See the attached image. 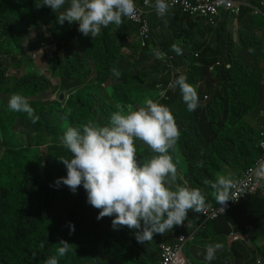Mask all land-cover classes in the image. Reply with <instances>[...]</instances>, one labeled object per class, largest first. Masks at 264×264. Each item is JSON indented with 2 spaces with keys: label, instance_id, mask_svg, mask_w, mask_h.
I'll list each match as a JSON object with an SVG mask.
<instances>
[{
  "label": "trees",
  "instance_id": "16d2710c",
  "mask_svg": "<svg viewBox=\"0 0 264 264\" xmlns=\"http://www.w3.org/2000/svg\"><path fill=\"white\" fill-rule=\"evenodd\" d=\"M39 3L41 0H0V264H44L54 255L58 264H117L116 261L118 264H147L149 259L158 260L160 242H173L182 233L189 235L202 223V215L190 211L188 218L195 221V227L187 219L183 226H176L163 235L156 234L145 243L138 242L135 230L126 226L113 229V217L97 220L98 210L86 203L87 195L82 186L73 194L62 183L55 185L58 178L67 174L64 165L57 160L60 156L70 157L61 142L65 130L68 127L82 129L88 122L107 126L111 113L117 110L116 104L125 106L126 111L129 105L137 110L145 107L148 99H155L154 102L170 109L181 132L175 151H169L178 177V184L171 187L172 190L178 187L199 189L205 195L206 206L215 207L218 205L216 194L207 182L215 181L226 167L231 169L234 178L261 155L260 131L247 124L248 118L263 124L264 86L259 81L260 70L240 60L231 42L228 47L223 42L221 49L212 46L209 42L214 28L203 20L201 29L199 24L191 25L185 32L192 35L195 28L198 37L205 40L191 37L192 43L188 41L187 46L181 47L175 40L164 39L166 31L154 32L157 28L152 24L151 13L148 50L152 46L160 53L174 56L177 69L167 77L148 79L154 73L159 75L168 70L161 61L148 64L151 55L146 49L141 58L152 67V73L145 69L138 71L135 64L130 66L131 72L118 67L119 55L130 45L125 35H133V28L123 24L121 30H116L110 25L93 39L91 35L77 32L75 22L59 24L56 13L50 8H36ZM177 28L180 30L181 26ZM32 31L39 33L40 47L52 44L46 34L55 41L49 57L50 73L59 76L63 86L65 82L78 81L67 89L63 102L59 96L53 102H44L42 97H47L52 86L48 75H41L32 64H23L25 55L34 48L26 47L23 37ZM154 37H161L163 41ZM196 54L199 56L195 57ZM7 58H12L9 66L2 61ZM216 61L222 65L210 72L208 67ZM21 66L20 76L12 69ZM113 67L121 76L116 78L117 83L109 84L108 77L115 78L111 72ZM184 69L186 71H182ZM11 70L15 74L10 73ZM182 72L187 75V82L196 87L202 105L193 112L188 111L179 88L169 86ZM164 90L165 96L160 97ZM13 93H22L28 98L39 116L35 124L26 114L9 108V97ZM205 95L209 100L204 101ZM224 99H228V103ZM59 115L65 118L64 122H60ZM234 126H243L250 136H244ZM23 130L36 133L34 138H29L27 146ZM135 146L140 163L157 155L139 140L135 141ZM181 165L186 166L183 177L178 174ZM68 222L75 225L71 235ZM230 223L235 231L248 237L254 247L258 241L264 242V198L250 195L226 215L207 222L185 248L190 262H207L196 250L199 238L208 244L218 243L222 238L224 243L231 233ZM61 240L71 244L70 251L62 257L57 253ZM41 243L44 247H40ZM228 250L223 254L222 250L216 252V263L254 264L256 261L257 254L247 242H234Z\"/></svg>",
  "mask_w": 264,
  "mask_h": 264
},
{
  "label": "clouds",
  "instance_id": "9594fccd",
  "mask_svg": "<svg viewBox=\"0 0 264 264\" xmlns=\"http://www.w3.org/2000/svg\"><path fill=\"white\" fill-rule=\"evenodd\" d=\"M35 6L38 9L45 6L50 8L56 13L57 22L61 25L65 21L70 25L78 23L77 30L84 36L91 35L93 39L101 33L102 28L110 25L120 28L125 18L131 20L136 15L135 0H41ZM154 7L159 15H163L169 5L166 0H155ZM62 8L64 10L60 11ZM125 49L127 47L123 51ZM136 49L132 47L130 50L134 55L133 64L138 65V71L145 69L152 72V67L141 58L148 48ZM148 53L151 55L148 64L155 61L163 63L164 60L158 56L165 53H160L158 49L151 51V48ZM111 72L117 78L121 76L115 67ZM163 76L167 77L166 72L157 78ZM169 86L179 88L189 112L202 106L196 87L187 82L186 76H178ZM60 95L58 91L59 98ZM8 106L14 112L26 114L33 124L39 120L28 98L22 93H13ZM115 107L117 110L111 113L107 126L88 122L82 129L68 127L65 130L61 142L70 157L60 156L57 160L64 165L67 174L58 178L55 185L58 187L62 183L73 194L82 186L87 195L86 203L98 210L97 220L113 217V229L126 226L135 230L138 242L145 243L156 234L163 235L182 225L190 211L203 214L206 199L199 189L178 187L172 190L170 187L169 178L176 177L177 166L169 151H175L181 137L170 109L151 99L146 101L145 107L137 110H132L129 105L126 111L125 106L119 103ZM136 140L143 142L157 155L140 163L136 155ZM257 176L264 178V169L259 170ZM207 183L216 194L217 204L225 206L230 199L233 200L231 189L234 181L231 177L220 175L215 181ZM68 226L71 235L75 225L68 222ZM59 244L58 256H65L71 244L66 240H61ZM249 246L255 251L251 243ZM40 247H44L43 243ZM222 248L221 243L206 245L205 260H214L216 252ZM186 259L187 264H191ZM44 264H58L57 256L48 257Z\"/></svg>",
  "mask_w": 264,
  "mask_h": 264
},
{
  "label": "built area",
  "instance_id": "2783aa9c",
  "mask_svg": "<svg viewBox=\"0 0 264 264\" xmlns=\"http://www.w3.org/2000/svg\"><path fill=\"white\" fill-rule=\"evenodd\" d=\"M166 3L169 5V8L165 14L170 10H179L185 16L193 20H203L206 25L213 28L218 27L223 13L238 16L243 7L250 8L251 13L261 17L264 22L263 3L255 7L248 6L241 0H166ZM135 4V17L131 20L125 18L129 26L134 29V34H126L125 41L134 48L145 49L148 48L149 41L151 40L149 15L154 12L157 13L154 7L155 0H135ZM198 56V54L195 55V57ZM158 57L164 60L163 63L168 70L166 71V75L175 72L174 57L172 55L160 54ZM221 65L222 63L220 61H216L208 67V70L211 72ZM165 93V90L161 91L160 97L165 96ZM207 100H209L208 95H205L204 101ZM258 147L261 150V155L255 159L251 166L241 170L233 178L234 187L231 189V198L233 200L230 199L225 206L219 204L215 207L206 206L204 213L201 214L203 217L202 223L195 227L189 235L182 233L173 242H160L158 245L157 264H187L188 262L184 255L185 248L190 242L195 240L198 231L204 228L207 222L226 215L235 205L250 195H260L264 198V178L257 176V172L264 169V126L260 130ZM229 226L231 228V233L227 238L229 244L243 241L250 245L248 237L235 231L231 223ZM255 264H264V261L258 256Z\"/></svg>",
  "mask_w": 264,
  "mask_h": 264
},
{
  "label": "crops",
  "instance_id": "0c3cea01",
  "mask_svg": "<svg viewBox=\"0 0 264 264\" xmlns=\"http://www.w3.org/2000/svg\"><path fill=\"white\" fill-rule=\"evenodd\" d=\"M248 6H260L262 3L264 4V0H241ZM246 8V9H244ZM244 11L242 12L241 16L239 17L236 15H229L226 13H223L224 15L222 16L221 23L219 24L218 27L213 29V35L211 36L210 34V42L213 43L212 46L217 47L221 49L223 46V42L227 47L230 42L233 44L234 49L237 53V57L242 60L245 64L253 66L255 69H259L260 73V78L264 79V65L262 64L264 62V22L261 17L255 16L251 13L250 8L244 7ZM246 12V13H245ZM154 16L152 24L154 25L155 29L154 32L159 34L160 30H164L167 32L165 35L166 38L170 41L175 40V43L178 46H187L186 44L192 43L191 37H194L196 40H205V37L200 39V36L198 37V31L194 28V33L191 35L189 32H185L189 28V26H196L197 24L203 27V21L202 20H193L192 18H188L185 16L183 13L181 14L179 10H170L167 14L165 15H159L158 13L154 12L151 14V16ZM239 17V18H238ZM150 19V15H149ZM125 20V19H124ZM151 23V22H150ZM124 25L126 28H130L128 22L124 21ZM156 25V26H155ZM181 26V29L179 30L177 27ZM123 28V26L121 27ZM121 30V29H120ZM176 30L174 34L173 31ZM176 36V37H173ZM154 36V35H153ZM154 40H159L163 41L161 37L159 38H153ZM167 41V40H166ZM189 41V43H188ZM158 43L155 42V46ZM224 45V46H225ZM132 46L129 45L127 49H125L123 52L129 54ZM217 48V49H218ZM225 48V51H227V48ZM131 54V53H130ZM132 55V54H131ZM132 64L134 63V55H132ZM176 61L177 59L174 58ZM225 60L228 62L229 58L227 53H225ZM186 71V69L182 70ZM152 73V72H151ZM175 73V72H174ZM182 72L181 74H183ZM157 73H154L149 78L156 79L158 75ZM179 74V76L181 75ZM184 76H187L184 73ZM172 77V76H171ZM173 80V79H172ZM263 117V124L261 127L264 125V114H262ZM188 223H189V218H187ZM191 225L195 227V221L191 219ZM185 223V221H184ZM183 223V224H184ZM195 229V228H194ZM192 229L191 231H193ZM222 238H219V242L223 245L222 248V254L225 251H229L228 249L231 247V244L228 243L227 238L225 239V242L223 243ZM168 242H171V240H168ZM197 252L205 257V248L206 245H208V242L204 241V239L199 238V242L197 243ZM261 246V249L260 247ZM255 252L257 254V257H261L264 261V242H261L259 245H255ZM196 254V253H195ZM223 258V257H222ZM223 260H226L223 258ZM221 259V261H223ZM230 260L233 262V257L230 255ZM196 261V260H195ZM149 262L151 264H156L157 260L155 259H149ZM210 263H216L215 259L212 261H199L197 263H191V264H210ZM218 264V263H216ZM233 264V263H231Z\"/></svg>",
  "mask_w": 264,
  "mask_h": 264
},
{
  "label": "rangeland",
  "instance_id": "374dc122",
  "mask_svg": "<svg viewBox=\"0 0 264 264\" xmlns=\"http://www.w3.org/2000/svg\"><path fill=\"white\" fill-rule=\"evenodd\" d=\"M78 23H76V31L78 32ZM114 29L116 30H120V28H116V26L114 25ZM39 33L35 32V31H32L31 33L29 34H25V36L23 37V41L25 42L26 44V47L29 46L31 48H33L32 51L28 52L26 55H25V58L23 60V64H28V65H34L40 72L41 75H45L47 74L49 77H50V81H51V89L47 92V97L43 95L42 97V100H44V102H53L54 99H58L57 98V93L59 91V93L63 94L64 97L67 93V89L75 86V84L78 82L77 80L72 82L71 84H69L68 82H65L64 86L62 85L61 81H59V76H56V74H51L50 71L48 70L49 68V57L51 56L52 52L54 51V48L56 46L55 44V41L49 36V34H46V38L48 39L49 42H52L51 45L49 46H44V47H40L39 43H38V39H39V36H38ZM151 51L154 50V48L151 46ZM20 57V56H18ZM11 59L12 58H7V59H2V61L6 64V65H10L11 63ZM29 60H33L32 63H30ZM132 55L129 53H124L123 51L121 52V54L119 55V62H118V67L120 68V70H125V71H128V72H131V69H130V66L132 65ZM22 64V66H23ZM264 65V63H262ZM22 66L21 67H17V69H12L15 73L19 74L20 76L22 75ZM253 67V66H252ZM264 69V68H262ZM12 70L10 71V73H12ZM15 73H12V74H15ZM117 77L113 78V77H108L107 79V83L111 84L113 82H116L117 83V80H116ZM259 81L261 84H263L264 86V79L261 77H259ZM123 82V80H122ZM41 100V101H42ZM225 103H228V99H224ZM153 101H155V99H153ZM262 114H264V110H262L261 112ZM262 116V115H261ZM65 118H63L62 116L59 115V120L60 122H62ZM226 121V120H225ZM64 122V121H63ZM65 123H67L65 121ZM263 123V122H262ZM247 124L250 128H252L253 130L254 129H258L259 131L261 130V125L256 121L254 120L253 118H248L247 119ZM264 126V125H263ZM232 129L231 132H233V126L230 128ZM234 129H239L241 131V133L244 135V136H250V133L248 131L245 130V128L243 126H234ZM22 135L25 137V140H26V146L28 145V140L29 138H34V136L36 135V133L33 132V130H30L29 133L28 131H22ZM23 138V137H22ZM25 143V142H24ZM40 144H43L44 145V142H39ZM227 144H230V143H227ZM232 144H230L231 146ZM236 146V145H235ZM234 145L232 147H235ZM41 150L42 152L45 151V147L42 146L41 147ZM186 171V166H183L181 165L180 167V171L178 172V174L183 177L184 176V173ZM220 175H225V176H229L233 179V172L231 171V169L229 168H224V171L223 173H219L218 176ZM217 176V177H218ZM169 184H170V187H173L175 186L176 184H178V177H175L174 179H170L169 180ZM216 197V195H215ZM180 226H183V225H180ZM261 242L258 241L256 244L259 245ZM260 249H261V246H259ZM120 248V247H119ZM191 258L193 260V262H195V258L191 255ZM143 260V259H142ZM116 263L118 264V262L116 261ZM140 264H144L143 262H141ZM147 264H151L150 262L147 263Z\"/></svg>",
  "mask_w": 264,
  "mask_h": 264
},
{
  "label": "water",
  "instance_id": "95a60500",
  "mask_svg": "<svg viewBox=\"0 0 264 264\" xmlns=\"http://www.w3.org/2000/svg\"><path fill=\"white\" fill-rule=\"evenodd\" d=\"M59 100H60L61 102H63V101H64V95H63V94H61V95H60V98H59Z\"/></svg>",
  "mask_w": 264,
  "mask_h": 264
}]
</instances>
